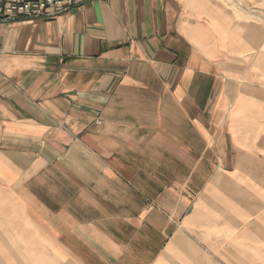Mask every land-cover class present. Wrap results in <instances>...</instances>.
I'll return each instance as SVG.
<instances>
[{
  "label": "crops",
  "instance_id": "0c3cea01",
  "mask_svg": "<svg viewBox=\"0 0 264 264\" xmlns=\"http://www.w3.org/2000/svg\"><path fill=\"white\" fill-rule=\"evenodd\" d=\"M0 264H264V0L0 19Z\"/></svg>",
  "mask_w": 264,
  "mask_h": 264
},
{
  "label": "built area",
  "instance_id": "2783aa9c",
  "mask_svg": "<svg viewBox=\"0 0 264 264\" xmlns=\"http://www.w3.org/2000/svg\"><path fill=\"white\" fill-rule=\"evenodd\" d=\"M89 1L94 0H0V19L47 20Z\"/></svg>",
  "mask_w": 264,
  "mask_h": 264
}]
</instances>
